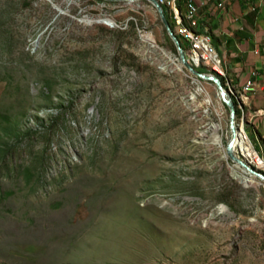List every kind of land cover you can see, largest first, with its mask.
I'll return each mask as SVG.
<instances>
[{
  "label": "rangeland",
  "instance_id": "rangeland-1",
  "mask_svg": "<svg viewBox=\"0 0 264 264\" xmlns=\"http://www.w3.org/2000/svg\"><path fill=\"white\" fill-rule=\"evenodd\" d=\"M230 137L148 1L0 0V264H264Z\"/></svg>",
  "mask_w": 264,
  "mask_h": 264
},
{
  "label": "built area",
  "instance_id": "built-area-1",
  "mask_svg": "<svg viewBox=\"0 0 264 264\" xmlns=\"http://www.w3.org/2000/svg\"><path fill=\"white\" fill-rule=\"evenodd\" d=\"M246 5L247 11L255 12L260 6L264 5V0H238ZM166 10L168 19L183 47L186 59L194 67L204 66L207 72L216 74L223 82L227 93L235 101L238 109L235 119H238L236 126L248 137L244 130V119L249 113L250 95L264 90V84L260 82L259 71L252 68L248 77L240 87L234 86L227 80L226 70L222 57L213 44L212 35L207 28L200 29V17L202 8L211 11L225 9L231 0H157ZM249 115V114H248ZM249 145L252 150L251 155L244 156L240 150L234 149L236 156L243 159L257 170L264 172V155L255 147L252 140L248 137ZM251 174V173H250Z\"/></svg>",
  "mask_w": 264,
  "mask_h": 264
},
{
  "label": "crops",
  "instance_id": "crops-1",
  "mask_svg": "<svg viewBox=\"0 0 264 264\" xmlns=\"http://www.w3.org/2000/svg\"><path fill=\"white\" fill-rule=\"evenodd\" d=\"M199 28H207L211 33L228 81L240 87L250 70L257 68L260 82L264 84V5L251 12L244 3L231 0L220 11L202 8ZM250 103L249 119H252L255 136L264 139V90L250 95Z\"/></svg>",
  "mask_w": 264,
  "mask_h": 264
},
{
  "label": "water",
  "instance_id": "water-1",
  "mask_svg": "<svg viewBox=\"0 0 264 264\" xmlns=\"http://www.w3.org/2000/svg\"><path fill=\"white\" fill-rule=\"evenodd\" d=\"M122 1H134V0H122ZM148 1L153 8L156 10L157 15L165 28L166 32L168 33L169 37L173 41L177 54H178V59L180 63L185 66L189 72H191L193 75L199 77V78H204L208 81H211L215 84L217 93L222 100V102L227 106L229 110V127H230V132H231V137L227 141L225 145V153L226 155L232 160L233 162L237 163L238 165L244 167L249 173L259 177L260 179L264 180V172L259 171L252 167L250 164L246 163L243 159L239 158L236 156L233 152V145H234V134L237 130V126L235 123V115H236V107L233 99L231 96L227 93V90L225 89L222 80L214 73L210 72H201L196 69L193 65H191L188 60L186 59L183 47L179 41V38L177 37L176 33L174 32L173 28L171 27V24L168 20V18L165 15V11L163 7L157 2V0H146Z\"/></svg>",
  "mask_w": 264,
  "mask_h": 264
},
{
  "label": "bare ground",
  "instance_id": "bare-ground-1",
  "mask_svg": "<svg viewBox=\"0 0 264 264\" xmlns=\"http://www.w3.org/2000/svg\"><path fill=\"white\" fill-rule=\"evenodd\" d=\"M234 149L240 150L244 156L251 155V148L249 145L248 137L245 135V133L241 130V128L237 127V130L234 134ZM240 169L248 175H251L244 167H240Z\"/></svg>",
  "mask_w": 264,
  "mask_h": 264
},
{
  "label": "trees",
  "instance_id": "trees-1",
  "mask_svg": "<svg viewBox=\"0 0 264 264\" xmlns=\"http://www.w3.org/2000/svg\"><path fill=\"white\" fill-rule=\"evenodd\" d=\"M164 11H165V15H166V17L168 18V14H167V12H166V10L164 9ZM169 20V19H168ZM196 69L197 70H199V71H201V72H207V69L204 67V66H198V67H196ZM233 101H234V99H233ZM234 103H235V101H234ZM236 105V104H235ZM236 107V106H235ZM236 114H238V109L236 108Z\"/></svg>",
  "mask_w": 264,
  "mask_h": 264
}]
</instances>
